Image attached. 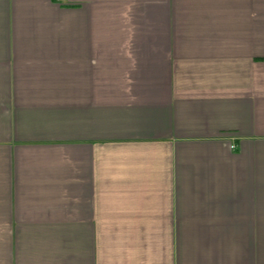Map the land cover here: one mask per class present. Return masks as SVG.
<instances>
[{
	"label": "crops",
	"instance_id": "obj_1",
	"mask_svg": "<svg viewBox=\"0 0 264 264\" xmlns=\"http://www.w3.org/2000/svg\"><path fill=\"white\" fill-rule=\"evenodd\" d=\"M0 264H264V0H0Z\"/></svg>",
	"mask_w": 264,
	"mask_h": 264
},
{
	"label": "built area",
	"instance_id": "obj_2",
	"mask_svg": "<svg viewBox=\"0 0 264 264\" xmlns=\"http://www.w3.org/2000/svg\"><path fill=\"white\" fill-rule=\"evenodd\" d=\"M59 2H63L64 0H58Z\"/></svg>",
	"mask_w": 264,
	"mask_h": 264
}]
</instances>
